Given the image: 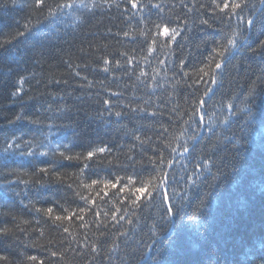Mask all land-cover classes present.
<instances>
[{
	"label": "trees",
	"instance_id": "16d2710c",
	"mask_svg": "<svg viewBox=\"0 0 264 264\" xmlns=\"http://www.w3.org/2000/svg\"><path fill=\"white\" fill-rule=\"evenodd\" d=\"M47 2L54 9L63 0ZM206 2L142 0L147 7L133 9L128 0H95V7L93 0H83L88 7L75 0L74 9H65L55 22H49L52 18L45 19L48 9L33 12L31 0L14 4L0 0V43L26 17L32 25L42 21L33 32L0 48V142L5 136L23 135L70 145V154L110 149L88 161L87 169L82 163L64 161L56 169L61 178L44 177V187L30 185L25 190L21 183L6 192V178L0 175V211L6 213L0 215V227L12 229L11 235L0 238V255L7 256L9 264H33L27 256H36V264L259 261L264 254V55L249 49L264 40V20L245 43L239 41L245 50L234 55L232 64L217 75L218 83L211 85L210 77L200 69L214 70L207 67L212 64L213 49L226 43L225 34L237 28L235 19L222 20L224 13L218 10L189 12L194 3L199 8ZM249 5L248 11L264 14L260 0H249ZM176 16L181 26L188 19L177 43L155 37L153 22H171L175 27ZM204 19L209 24H202ZM152 38L157 40L156 51L149 52ZM105 59L113 63L105 65ZM117 60L119 67L114 63ZM21 78H26L24 102L12 103V92L20 87ZM206 85L213 88L209 97L203 94ZM253 85L255 92L249 95ZM199 99L206 101L203 108ZM105 100L112 102L113 113L121 111L122 116H109ZM21 112L41 124L8 123ZM200 115H205V123L197 127ZM194 135L201 139L193 141ZM182 145L190 152L173 164L185 154ZM205 153L214 156L217 167L201 175L194 157ZM161 156L164 171L175 176L172 183L178 194L171 197L173 203H181L179 194L192 183L187 177L197 180L182 202L183 212L170 226L159 220V190L153 193L154 204L135 195V188L148 181L160 182ZM49 162L44 157L0 153L4 173L21 167L32 172L37 163L47 166ZM194 167L196 176H192ZM92 180L117 186L84 187ZM48 207L54 209L52 216L36 211ZM80 208L86 209L80 213L82 219L55 220ZM154 223L163 237L156 255L145 247L155 233ZM97 245L101 247L93 252Z\"/></svg>",
	"mask_w": 264,
	"mask_h": 264
},
{
	"label": "snow or ice",
	"instance_id": "6c2138e0",
	"mask_svg": "<svg viewBox=\"0 0 264 264\" xmlns=\"http://www.w3.org/2000/svg\"><path fill=\"white\" fill-rule=\"evenodd\" d=\"M183 3V0H181ZM261 4L264 5V0H260ZM9 3L14 4L15 0H9ZM128 3L131 5L133 9H141L142 7H147V5L142 4V0H128ZM7 6V5H4ZM76 6L75 0H63V2H59L55 4V8L53 9L47 2V0H31L30 7L33 10V12H36L38 10L47 8L48 9V15L45 17V19L52 18L49 22H55V19L58 18L60 15L64 14L65 9H74ZM81 6L88 7L87 4L83 3V0H81ZM153 7L157 9H161L160 4H154ZM185 7H188L187 4L184 5ZM93 7H95V0H93ZM250 5L249 0H207L206 3H200L199 8H196V3L193 4V8L189 9V12H191L193 9H196L198 11L203 10H211L212 12L216 13L217 10L219 13H224V17H221L222 20H227L228 22L233 21L235 19L236 21V28L237 30L232 33H226L225 35L229 38L226 39V43H219L216 45V47L213 49L214 55L209 57V59L212 60V64L207 65L209 69H214L213 71L205 72L203 69H200L201 72H203L204 76L210 77V84L216 85L218 83L217 81V75H222L223 70L228 66L232 64V61L236 59L235 56L232 55L233 50H239L244 51V47L241 46L239 41L246 42L248 40L249 34L255 32L257 27L259 26L260 22L264 20V14L257 16L255 12L248 11ZM251 7H255L252 5ZM180 17L176 16V26L172 27L170 26V23H165L161 21L160 23L153 22V27L155 28V37L163 36L166 38L168 42H171L172 44L177 43V37L181 36V33L186 30V26L188 25V19H184L183 25L181 26L179 21ZM42 23V21H37L36 25H32L31 20L29 18H25V22L18 26L14 31L10 32L3 40L2 43H0V48H4L7 44H12L13 41L25 37L27 34L33 32L34 29L38 28V25ZM202 24H209V21L207 19L201 20ZM125 36L128 35L127 32L123 33ZM142 35L144 33H141ZM156 45L157 40L155 38H152V43L148 48L149 52L156 51ZM254 54L257 55H264V40H261L259 44L255 48L249 49ZM113 63V61L104 60V64L108 65ZM117 67L121 66L120 61L114 62ZM163 63V61H161ZM182 67V64H181ZM105 72L109 71L108 67H105L103 69ZM77 76L80 75L79 72L76 73ZM141 75H146V73H141ZM185 75H188V73H185ZM84 79H87V77H84ZM26 82V78H21L17 81L18 85L20 87H17L15 91L12 92V103H23V92L24 88L22 87ZM55 83H61V81H55ZM63 83L67 84V81H63ZM255 92V86L253 85V88L250 90L249 95H253ZM213 93V88L210 86H205L204 89V96L209 97L210 94ZM105 105H108V115H115L116 117H121L122 112L121 111H115L114 113L111 111V101L105 100L103 101ZM199 105L201 108H203L206 104V101L204 99L198 100ZM227 107L231 108L232 105L229 104ZM153 116L156 115V113H152ZM197 115L196 112H193V116L195 117ZM252 116V113H249V117ZM205 119V115H200L197 120H195V123L197 124V127H199V124L201 121ZM21 120H28L33 125H39L41 124V120L36 118H29L25 116L22 112L19 114H16L13 119L9 120V124H15L18 121ZM205 127H208L205 125ZM208 131L211 132V128L208 127ZM137 140L140 139V137H136ZM191 139L193 141H197L198 139H201L198 136H192ZM143 143V141H141ZM184 153H189V148L187 146H183ZM195 150V149H193ZM110 149L108 147H97L93 150H90L87 152L86 155L82 154H70L71 153V147L70 145L65 144H53L51 141H42L37 139L36 137L31 138H25L23 135H15V136H5L0 142V153H3L5 155H18L23 156L26 158H48L50 161L47 166H39V163L36 164V167L32 172H28L27 170H24L22 167L19 169H9L6 173H4L2 170H0V175H4L6 178V185L5 190L6 192L14 191V185L17 184H24L25 190L30 185H39L40 187L46 186V181L44 180V177L54 175L57 179H60V173L56 171L57 167L62 164L64 161L67 162H76V163H82L83 169H87L89 167L88 161H91L94 157H96L98 154L109 152ZM175 151V150H173ZM183 155V153H181ZM196 159V165L195 167H199L201 171V175L203 172L211 171L212 168L217 167L216 160L214 156L210 153H205L204 155H200L197 157H194ZM164 157H159L158 167L160 168V182L158 184H154L152 181H148L147 183L143 184L141 187L135 188V195L138 199L147 198L150 203H155L156 197L153 195V193L157 192L159 190L160 195V202H159V208L162 210L158 213L159 220L163 225L170 226L171 223L175 220L176 217H179L181 213L183 212V200L188 195V193L191 191V188L194 186H197V180L192 179V177H187V179H191L192 183L190 185H187L185 191L182 194H179V199L181 203H173L171 201V197L173 195H177V188L172 183V181L175 179L174 174H169L168 172L164 171ZM167 167H172V163L169 162L167 164ZM195 167L192 173V176H196L197 173L195 171ZM83 169L81 170V173L83 172ZM34 177V179H25L24 177ZM11 177H15V179H11ZM131 179V178H130ZM182 179H185L182 177ZM101 183H104V186L106 188H115L117 185L115 183H112L110 181L104 182L100 180H92L91 184H85L84 187L91 188L95 185H99ZM124 191H130V189L125 188ZM16 196H20L21 193L15 192ZM81 199H86L85 197H81ZM92 203H95L93 201ZM137 200H133V204H136ZM203 203V202H202ZM36 211L45 212L46 215L52 216L54 209L52 207H48L47 209H36ZM86 212V209L80 208L78 211H74L70 213L67 216L57 215L55 216L56 221H63V220H71L73 217L82 219L83 217L80 215V213ZM3 211H0V215H5ZM113 220H116V216H112ZM153 230H155V233L152 237H150V243L146 245V250L148 252L153 253L154 255L158 254L161 250V245L163 243V237L160 235L159 230L157 229V225L153 224ZM64 231H67V228L64 229ZM12 234V229H10L7 226L0 227V238L7 237ZM43 234V233H41ZM123 235V233H122ZM101 247V245H97L92 249L93 252H96V249ZM113 247H117L115 243L113 244ZM99 254L98 252L96 253ZM53 256H56V252H52ZM38 258L36 256H27V261L33 262V264H36V261ZM0 264H9V260L7 256L0 255ZM22 264V262H21ZM39 264H43V261H40ZM248 264H264V254H261L259 257V261L253 259L248 261Z\"/></svg>",
	"mask_w": 264,
	"mask_h": 264
},
{
	"label": "water",
	"instance_id": "95a60500",
	"mask_svg": "<svg viewBox=\"0 0 264 264\" xmlns=\"http://www.w3.org/2000/svg\"><path fill=\"white\" fill-rule=\"evenodd\" d=\"M244 43H245V42H244ZM244 43H242L241 46H242ZM238 51H239V50H235L233 56H234ZM202 123L204 124V123H205V120H203ZM203 133H204V130L201 132L200 137L203 136ZM189 152H190V151H189ZM187 154H188V153H185V154H183V155H179V156H177V157L174 159L173 164H174L178 159H180L181 157H183V156H185V155H187Z\"/></svg>",
	"mask_w": 264,
	"mask_h": 264
}]
</instances>
